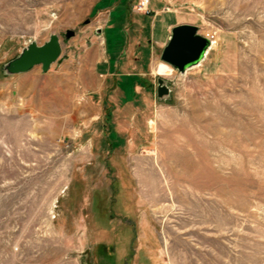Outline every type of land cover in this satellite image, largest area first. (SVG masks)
Returning <instances> with one entry per match:
<instances>
[{"label":"rangeland","instance_id":"obj_1","mask_svg":"<svg viewBox=\"0 0 264 264\" xmlns=\"http://www.w3.org/2000/svg\"><path fill=\"white\" fill-rule=\"evenodd\" d=\"M138 1L0 0V264H264V0ZM152 24L213 43L179 74Z\"/></svg>","mask_w":264,"mask_h":264},{"label":"water","instance_id":"obj_2","mask_svg":"<svg viewBox=\"0 0 264 264\" xmlns=\"http://www.w3.org/2000/svg\"><path fill=\"white\" fill-rule=\"evenodd\" d=\"M72 35L71 31H66L64 37L67 39ZM209 47L210 40L199 35L196 26L178 24L170 29L159 59L172 70L182 74L186 69L198 64ZM59 55L60 43L57 36L52 34L41 45L29 42L16 57L3 65L2 71L5 75L11 76L24 73L34 66H40L41 72H45ZM160 82L158 80V97L166 93V89L160 86Z\"/></svg>","mask_w":264,"mask_h":264},{"label":"crops","instance_id":"obj_3","mask_svg":"<svg viewBox=\"0 0 264 264\" xmlns=\"http://www.w3.org/2000/svg\"><path fill=\"white\" fill-rule=\"evenodd\" d=\"M139 14H141V13H139ZM139 14L137 15V14H135V15H133V16H137V19L136 20H133V16H132V19H131V21H130V24H129V27H128V29H127V33L128 34H131V35H133L135 32H138L139 31V19L141 18V19H143L141 16L139 17ZM176 25H178V24H176ZM111 26V25H110ZM173 26H175V24L174 25H172L171 27H169L168 29H164L161 25H156V26H154L153 24L150 26V34L151 35H153V34H156V35H161V36H163L164 38H163V40H164V42L166 43V41H167V39H168V36H169V31H170V29L173 27ZM166 32V33H165ZM164 45V44H163ZM161 48H163V47H161ZM142 57V56H141ZM129 60H127V61H124V62H122V64H123V66H124V68H128V65H130V63L128 62ZM142 61V60H141Z\"/></svg>","mask_w":264,"mask_h":264},{"label":"built area","instance_id":"obj_4","mask_svg":"<svg viewBox=\"0 0 264 264\" xmlns=\"http://www.w3.org/2000/svg\"><path fill=\"white\" fill-rule=\"evenodd\" d=\"M147 6H148V0H139L135 5V12L146 13ZM208 39H210V37Z\"/></svg>","mask_w":264,"mask_h":264},{"label":"bare ground","instance_id":"obj_5","mask_svg":"<svg viewBox=\"0 0 264 264\" xmlns=\"http://www.w3.org/2000/svg\"><path fill=\"white\" fill-rule=\"evenodd\" d=\"M212 43H213V41L210 40V46H211ZM209 48H210V47H209Z\"/></svg>","mask_w":264,"mask_h":264}]
</instances>
